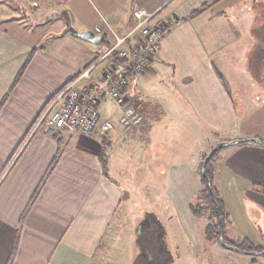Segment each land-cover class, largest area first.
Here are the masks:
<instances>
[{"label":"crops","instance_id":"0c3cea01","mask_svg":"<svg viewBox=\"0 0 264 264\" xmlns=\"http://www.w3.org/2000/svg\"><path fill=\"white\" fill-rule=\"evenodd\" d=\"M211 1L20 0L22 4L10 10L15 17L35 10L44 16L39 30L46 29L39 35L38 28L29 30L18 17L14 28L0 26V264H92L95 259L123 200L112 176L133 177L126 156L129 146L134 151L139 147L142 156V132L151 131L155 138L162 128L149 122L146 129L123 132L120 112L107 100L98 109L114 124L108 133L86 136L67 127L49 132L45 126L32 132V125L68 81L108 51L113 34L131 30L138 8L157 11V19L176 23L161 38L152 64L129 74L124 88L128 102L154 118L155 106L144 99L148 95L141 88L165 77L194 117L218 133V142L244 140L220 150L212 166L214 182L222 178L241 184L250 214L259 222L257 239L252 240L238 230L216 189L228 215L227 240H246L264 249V143L253 141L264 142V131L242 124L248 117L254 120L251 124L264 125V98H241L236 107L223 74L240 70L234 61L243 51L251 85L264 86V0H218L197 17L187 18ZM66 22L78 31L100 26L107 42L96 45L80 39ZM111 63L110 56L100 61L92 76L98 77ZM200 155L170 163L163 176L167 186L176 184V190L167 187L166 197L186 235V223L192 222L190 200L202 189ZM143 162L134 165L136 173L144 172L137 171Z\"/></svg>","mask_w":264,"mask_h":264},{"label":"rangeland","instance_id":"374dc122","mask_svg":"<svg viewBox=\"0 0 264 264\" xmlns=\"http://www.w3.org/2000/svg\"><path fill=\"white\" fill-rule=\"evenodd\" d=\"M20 4H22L20 0H0V26L12 29L16 25L13 21L18 17L24 19L22 25L27 26L29 30L33 28L32 31H35L34 29L38 28L37 34L39 32L40 35L46 29L44 27L42 31L39 30V26L43 24L40 20L44 17L43 15H39L35 10L29 8L26 16L22 12L18 13L17 17L11 16L10 10L15 8V5ZM19 9L17 10L19 11ZM46 40L47 38L44 41ZM240 55L243 56V51ZM242 56L234 61V65L240 70L223 71L226 88L230 96L235 98L236 107L237 104L241 103V98H248L252 102L254 101L253 98H264V86L257 82L251 85L252 80L245 70L247 68H244L246 62ZM253 73L255 71L252 72L255 77ZM84 81L82 80L80 83H84ZM166 82L165 77H163L162 81L141 88L148 95V98L144 99L152 102L155 106H153L155 117L152 118L151 116L149 119L146 112L142 110L143 123L126 132L146 129L149 122L161 127L162 132L159 137L155 136V138L151 131L149 134L146 131L142 132L144 141L139 144H142L141 148L146 146L144 153H142L143 158L145 157L144 162L140 156L141 149L138 147V151H134L131 150V145L129 146V153L126 156L129 157V171L132 169L134 171L132 172L133 177L112 176L113 179L117 180V184L123 192V200L92 264H132L138 253L135 246L137 225L148 213H154L158 216L167 231L165 241L173 257L171 264H264V257L261 255L240 253L234 249L225 248L216 242L207 243L205 231L211 222L214 224L216 219H212L213 215L205 209V204L199 201L196 192L193 194L189 206L199 204L196 206V210H199L196 214L200 216L196 217L190 211L192 222L186 223L190 235L179 230L178 225L182 226V224L178 221L170 200L167 198L168 188L172 187L173 190H176V184H170L169 187L167 182L163 181V176L169 169L168 165L172 162L178 163L180 158L184 159V156L188 157L192 153L201 154L198 168L201 176V169L203 165H206L204 163L205 158L209 156L210 159V155L207 154L221 142H218V133L211 132L198 121L184 100L176 94L169 81ZM253 121V119L244 117L242 124L247 128L250 126L256 129L260 127L264 131L263 124L260 126H258L259 123L258 125L257 123L251 124ZM116 159L120 160V157L118 156ZM136 162H143V169L137 170L144 171L143 173H136V169L133 168ZM153 169L154 175H152ZM220 179L215 180V188L232 212L231 218L235 221L234 224L238 226V230H245L248 236L253 237L252 240L257 239L255 234L258 233L259 222L254 221L252 218L254 215L250 214L248 200L244 197L241 184ZM159 209L161 210L160 216ZM168 212L171 213L170 217H167ZM227 224L228 221L225 225ZM192 227L193 229H191Z\"/></svg>","mask_w":264,"mask_h":264},{"label":"built area","instance_id":"2783aa9c","mask_svg":"<svg viewBox=\"0 0 264 264\" xmlns=\"http://www.w3.org/2000/svg\"><path fill=\"white\" fill-rule=\"evenodd\" d=\"M133 18L135 23L128 33L123 36L113 34L114 40L108 51L68 81L47 102L35 119L32 132L45 126L49 132L67 127L86 136L96 131L108 133L114 124L110 117L102 116L98 109L103 100L110 101L120 111L119 125L124 132L143 123L140 106L129 103L124 93L127 72L131 69L140 73L149 67L158 52L161 38L174 20L157 19V11L141 8L133 11ZM94 32L103 34L104 29L96 26ZM113 51L125 63H111L98 77H93L95 66ZM82 80H85L84 83H80Z\"/></svg>","mask_w":264,"mask_h":264},{"label":"trees","instance_id":"16d2710c","mask_svg":"<svg viewBox=\"0 0 264 264\" xmlns=\"http://www.w3.org/2000/svg\"><path fill=\"white\" fill-rule=\"evenodd\" d=\"M217 1L218 0H213L211 2L202 4L198 9L192 11L187 18L192 19L197 17L202 12L208 10ZM175 23L176 21L170 24L166 32ZM65 24L69 27L68 22ZM103 41L104 43L107 42L105 39ZM107 47L109 48L110 45L107 44ZM110 58L113 63L117 65H122L125 63V60L119 57L115 51L110 54ZM131 73H133V71L129 69L127 75L129 76ZM257 141L259 143H264L261 140ZM241 142H244V140ZM212 150L213 148L210 150V153L207 154L210 155V159L205 165L206 177L200 176L202 189L197 193L199 201L203 202L205 204V209L208 210L211 215H213L212 219H216L214 224L211 222L208 225L207 230L205 231V240L219 244V238L222 236L224 242L236 248V251L245 254L260 255L261 252H264L263 248L254 246L246 240L231 242L225 237L224 228L226 222L228 221V215L224 204L215 188L214 171L212 167L213 162L216 161L221 149L214 152H212ZM196 206H199V204L190 205L189 209L194 216L198 217L200 215L196 214L199 211L196 210ZM165 237L166 233L164 226L158 217L154 213L146 214L143 220L137 225L135 246L137 247L138 253L133 259L132 264H171L173 262V257L167 248Z\"/></svg>","mask_w":264,"mask_h":264},{"label":"water","instance_id":"95a60500","mask_svg":"<svg viewBox=\"0 0 264 264\" xmlns=\"http://www.w3.org/2000/svg\"><path fill=\"white\" fill-rule=\"evenodd\" d=\"M68 30L71 32V34H73L74 36L86 40L88 42H91L93 44L96 45H100L104 39V35L103 34H97L94 31L91 30H86V31H78L76 29H74L73 27L69 26ZM253 141H257L256 139H254ZM241 141L240 140H234V141H223L221 143H219L215 148H213L212 152L223 149L225 147H227L228 145H232V144H239ZM209 160V156H207L204 160V163L206 164V162H208ZM201 176L206 177V172H205V166L203 165L202 169H201ZM219 244L222 245L225 248H231L234 250H237L236 248L228 245L227 243L224 242L223 237L221 236L219 238ZM261 256L264 257V252L260 253Z\"/></svg>","mask_w":264,"mask_h":264}]
</instances>
